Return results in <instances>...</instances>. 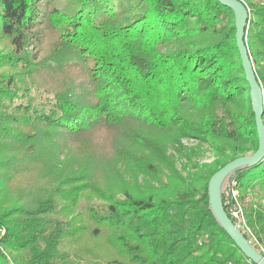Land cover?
Instances as JSON below:
<instances>
[{
	"label": "trees",
	"instance_id": "obj_1",
	"mask_svg": "<svg viewBox=\"0 0 264 264\" xmlns=\"http://www.w3.org/2000/svg\"><path fill=\"white\" fill-rule=\"evenodd\" d=\"M241 1L264 97V0ZM0 43V264H83L65 252L81 256L83 239L99 243L95 264H253L207 196L217 170L258 146L230 9L0 0ZM48 72L56 85L39 94L33 74ZM230 185L225 212L236 224L240 201L242 234L261 253L264 158ZM248 190L257 195L244 201ZM93 197L105 203L87 205Z\"/></svg>",
	"mask_w": 264,
	"mask_h": 264
},
{
	"label": "water",
	"instance_id": "obj_2",
	"mask_svg": "<svg viewBox=\"0 0 264 264\" xmlns=\"http://www.w3.org/2000/svg\"><path fill=\"white\" fill-rule=\"evenodd\" d=\"M216 1L230 9L234 15L235 43L241 59L245 80L249 85V97L254 114L258 146L255 152L229 161L210 177L207 183L208 206L216 223L230 237L241 253L253 264H264V255L251 246L238 227L229 219L225 212L226 203L222 202V195L230 185L233 175L254 166L264 158V125L262 122L263 93L256 79L253 64L245 45L249 19L248 9L241 0Z\"/></svg>",
	"mask_w": 264,
	"mask_h": 264
},
{
	"label": "rangeland",
	"instance_id": "obj_3",
	"mask_svg": "<svg viewBox=\"0 0 264 264\" xmlns=\"http://www.w3.org/2000/svg\"><path fill=\"white\" fill-rule=\"evenodd\" d=\"M254 1L256 2L257 0H254ZM41 48H42V52H40V54L42 55L44 53L43 49H46L45 42H43ZM7 49H8L7 44L4 45V43H0V51H6ZM33 76H34V79H36L39 82V85H41L39 94L40 93L45 94L44 90L47 87L51 88V89L52 88L54 89V87L56 85V82L55 81L51 82V80H50V78L52 76H54V73H50V72H48L46 74L45 73H40V74H37V75L33 74ZM74 79H75V82H79L81 80L79 77H75ZM262 93H263V91H262ZM34 96H35V101L38 100L39 95L38 94H34ZM263 101H264V97H263ZM183 143L188 145V144H191L192 142L183 141ZM250 154H251V152H247L245 155H250ZM211 160H212L211 153H205L204 157L202 158V161L208 162V161H211ZM230 186L231 187L235 186V183L232 182V184ZM256 193H257V191L248 190L247 193L245 194L244 201L252 200L253 199L252 197L257 195ZM239 195H240V192L238 190L234 189V187H233L232 190H231V196L236 200L237 196H239ZM236 202H238V203H235V204H233L231 206L230 212H231L232 216L234 217V219L236 220V226L238 227V229L241 232H243V233L244 232L248 233V231L245 228L244 220H242L243 219V214H242V209H241V203H240L239 200H237ZM86 203H87V205L89 204L92 207H97V205L103 204L105 202L102 201V200H99L98 198L93 197ZM84 205H85V201L84 200L79 202V204L77 205V208H76V212L80 211L81 208ZM240 214L242 215V218H241ZM250 239H252V237H250ZM88 240L89 239H86V241H85L83 239L81 241V243H80L79 247H81V245L84 244V248H81V250H80L81 256H79V255L75 256V254H73L72 246H68V248H65L67 250L65 252H66V254L68 256V259H73L75 261L78 260V261H81L83 264H95L94 261H92V263H91L89 261H86V259H87V257H89L90 259L92 258L94 249H98V247H96V246L99 243L96 240H90V241H88ZM39 243H40V245L42 247L43 246V242H39ZM261 248H263V247L259 246V250ZM99 249L101 250V248H99Z\"/></svg>",
	"mask_w": 264,
	"mask_h": 264
},
{
	"label": "built area",
	"instance_id": "obj_4",
	"mask_svg": "<svg viewBox=\"0 0 264 264\" xmlns=\"http://www.w3.org/2000/svg\"><path fill=\"white\" fill-rule=\"evenodd\" d=\"M240 215H241V214H240ZM241 218H242V215H241ZM242 220H243V219H242ZM235 225H236V224H235ZM260 251H261V253L264 255V249L261 248Z\"/></svg>",
	"mask_w": 264,
	"mask_h": 264
}]
</instances>
